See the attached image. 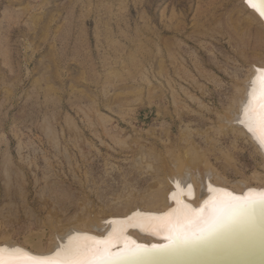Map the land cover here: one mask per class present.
Segmentation results:
<instances>
[{
	"label": "rangeland",
	"instance_id": "obj_1",
	"mask_svg": "<svg viewBox=\"0 0 264 264\" xmlns=\"http://www.w3.org/2000/svg\"><path fill=\"white\" fill-rule=\"evenodd\" d=\"M251 8L0 0V245L47 251L70 226L147 209L180 162L229 188L264 186L261 154L224 127L264 69Z\"/></svg>",
	"mask_w": 264,
	"mask_h": 264
},
{
	"label": "bare ground",
	"instance_id": "obj_2",
	"mask_svg": "<svg viewBox=\"0 0 264 264\" xmlns=\"http://www.w3.org/2000/svg\"><path fill=\"white\" fill-rule=\"evenodd\" d=\"M247 1L254 8V1ZM252 68L251 76L244 83L239 107L230 117L228 115L229 118L226 117L227 125L225 123L224 127L237 128L245 133L264 162V69ZM181 163L178 166L183 165ZM178 166L166 169V179L171 188L167 193L159 191L148 198L144 204L147 209L137 208L126 216L93 219L86 231L79 230L78 226H70L65 233L53 235V243L47 251L34 252L15 243H4L0 245V264H28L27 259L51 264L118 263L115 259L107 258L104 252L107 247H117L129 240L149 245L169 239L170 244L176 233L185 237L200 232L213 221L215 223L211 227L222 222V215L214 218L215 212L204 209L207 202L214 199L232 200L231 193L264 196V186H248L240 181L237 190L219 184L223 181L215 182V173L210 166L199 171L187 166L180 170ZM259 179L264 184V177ZM160 205L165 208L159 209Z\"/></svg>",
	"mask_w": 264,
	"mask_h": 264
},
{
	"label": "water",
	"instance_id": "obj_3",
	"mask_svg": "<svg viewBox=\"0 0 264 264\" xmlns=\"http://www.w3.org/2000/svg\"><path fill=\"white\" fill-rule=\"evenodd\" d=\"M251 1L264 20V0ZM231 198L214 199L204 206L215 212L214 218L223 217L213 227L210 225L215 221L189 236L176 233L170 244L169 239L149 245L129 240L117 247L109 246L104 252L118 262L114 264H264V196L231 193Z\"/></svg>",
	"mask_w": 264,
	"mask_h": 264
}]
</instances>
